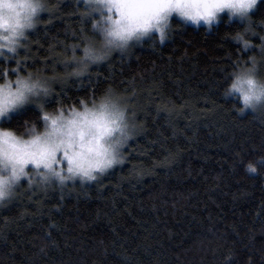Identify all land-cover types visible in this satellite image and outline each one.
Listing matches in <instances>:
<instances>
[{
	"label": "trees",
	"instance_id": "obj_1",
	"mask_svg": "<svg viewBox=\"0 0 264 264\" xmlns=\"http://www.w3.org/2000/svg\"><path fill=\"white\" fill-rule=\"evenodd\" d=\"M65 22L33 40L64 39ZM172 23L163 48L145 41L130 61L115 55L93 70L88 91L114 84L132 96L138 135L124 165L70 194L22 186L0 210V264H264V164L244 170L264 155V111L239 116L221 95L237 56L225 36L239 25L206 34Z\"/></svg>",
	"mask_w": 264,
	"mask_h": 264
},
{
	"label": "clouds",
	"instance_id": "obj_2",
	"mask_svg": "<svg viewBox=\"0 0 264 264\" xmlns=\"http://www.w3.org/2000/svg\"><path fill=\"white\" fill-rule=\"evenodd\" d=\"M65 4L71 5L67 18ZM261 5L262 0H0V210L22 186L33 195L70 194L72 186L93 185L124 165L125 149L138 135L132 96L114 84L88 91L93 70L115 55L130 61V49L145 41L152 50L163 48L173 38V17L206 34L222 21L239 25L225 36L237 46V56L221 95L238 101L239 116L264 111V16H256ZM57 17L66 20L65 38L46 46L34 41L41 29L47 35ZM34 44L44 48L43 55ZM29 107L35 114L13 122ZM260 164L264 155L245 162L244 170L257 175Z\"/></svg>",
	"mask_w": 264,
	"mask_h": 264
},
{
	"label": "bare ground",
	"instance_id": "obj_3",
	"mask_svg": "<svg viewBox=\"0 0 264 264\" xmlns=\"http://www.w3.org/2000/svg\"><path fill=\"white\" fill-rule=\"evenodd\" d=\"M30 115V114H29ZM36 200V199H35Z\"/></svg>",
	"mask_w": 264,
	"mask_h": 264
}]
</instances>
